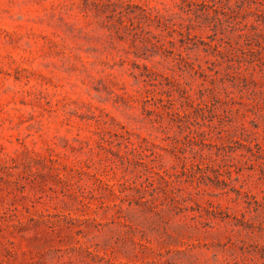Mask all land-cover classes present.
<instances>
[{
	"label": "rangeland",
	"instance_id": "1",
	"mask_svg": "<svg viewBox=\"0 0 264 264\" xmlns=\"http://www.w3.org/2000/svg\"><path fill=\"white\" fill-rule=\"evenodd\" d=\"M0 264H264V0H0Z\"/></svg>",
	"mask_w": 264,
	"mask_h": 264
}]
</instances>
